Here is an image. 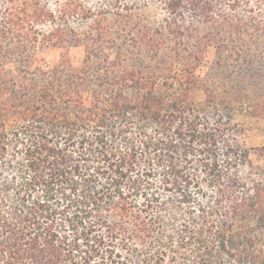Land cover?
Masks as SVG:
<instances>
[{"label": "trees", "instance_id": "obj_1", "mask_svg": "<svg viewBox=\"0 0 264 264\" xmlns=\"http://www.w3.org/2000/svg\"><path fill=\"white\" fill-rule=\"evenodd\" d=\"M148 6L177 31L188 16L232 20L231 52H264V0H0V56L16 45L31 69L39 45L105 53L113 33L104 22ZM72 19L92 21L94 36L72 37ZM133 41L164 50L160 28ZM177 54L154 71L106 56L113 64L93 83L89 51L77 72L40 68L45 83L27 81L18 102L3 83L0 264H264V179L240 174L247 149L190 101L199 85L193 71L173 69ZM8 74L0 67V80Z\"/></svg>", "mask_w": 264, "mask_h": 264}, {"label": "rangeland", "instance_id": "obj_2", "mask_svg": "<svg viewBox=\"0 0 264 264\" xmlns=\"http://www.w3.org/2000/svg\"><path fill=\"white\" fill-rule=\"evenodd\" d=\"M243 10L235 14L245 15ZM166 17L165 11L155 6L132 11L124 21L109 17L104 25L109 27L113 34L111 42L106 45L105 53H100L93 43L86 47L77 42V46H70L69 49L52 44L39 45L35 50L36 61L31 69L27 66L26 56L29 54L12 45L9 51L0 56V67L9 72L0 80V87L5 85L3 83H7L9 88L13 87L15 101L18 102L24 100L27 95V81L36 83L38 87L45 83L40 68L49 72L56 65H65L67 70L77 72L84 67L89 51L94 55V63L86 70L91 81L95 83L102 77L100 74L107 71L106 66L111 67L113 64L102 60L106 56L110 62H119L120 56V62L124 66L154 71L155 67L171 63L172 55H168L176 49L180 61L174 63L173 69L187 68V71H193L199 85L198 89L191 93L190 101L200 108L201 113L208 119L221 117L222 121L227 122L231 142L247 149L251 163L241 164L240 174L247 176L248 182L249 177L264 179L260 174L264 158L259 154V149L264 146V52L249 51L244 57L234 55L231 49L239 44L236 41L238 33L232 20L211 24L198 22L188 16L182 24V29L177 31L174 25L167 24ZM69 26L70 35L81 39H85L87 35L94 36L96 31L92 21L72 19ZM147 27L161 29L164 50L159 54L154 53V50L149 53L150 49L145 46L139 49L134 46L133 37L136 38L141 30ZM117 31L120 33L118 39L114 37ZM150 37L158 38L156 35ZM119 44H122L121 50L117 49L116 45ZM98 63L99 72L96 68ZM121 64L110 70L111 77H114L118 67H122Z\"/></svg>", "mask_w": 264, "mask_h": 264}]
</instances>
